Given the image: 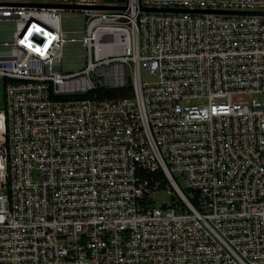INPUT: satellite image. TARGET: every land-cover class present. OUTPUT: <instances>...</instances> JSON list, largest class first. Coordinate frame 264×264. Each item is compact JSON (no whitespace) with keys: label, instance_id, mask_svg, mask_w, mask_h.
Masks as SVG:
<instances>
[{"label":"built area","instance_id":"1","mask_svg":"<svg viewBox=\"0 0 264 264\" xmlns=\"http://www.w3.org/2000/svg\"><path fill=\"white\" fill-rule=\"evenodd\" d=\"M149 9L264 0H0V264H264V15Z\"/></svg>","mask_w":264,"mask_h":264},{"label":"rangeland","instance_id":"2","mask_svg":"<svg viewBox=\"0 0 264 264\" xmlns=\"http://www.w3.org/2000/svg\"><path fill=\"white\" fill-rule=\"evenodd\" d=\"M141 77L143 82H151L155 79L145 71H142ZM0 103L1 106L4 107L5 101L3 92H1ZM177 178L180 183V186L183 188L184 192L193 202L197 203L203 201L201 198L196 196L194 192L185 188V183L182 181L180 176H178ZM173 196H175V191H173L170 186H168L167 190L161 191L158 194L153 195V202L155 207H161L162 205L170 204Z\"/></svg>","mask_w":264,"mask_h":264},{"label":"water","instance_id":"3","mask_svg":"<svg viewBox=\"0 0 264 264\" xmlns=\"http://www.w3.org/2000/svg\"><path fill=\"white\" fill-rule=\"evenodd\" d=\"M99 9H109V8H99ZM149 11L155 12H174V13H181V12H193V13H212V14H233V15H254V14H263L264 12H223V11H191V10H166V9H149Z\"/></svg>","mask_w":264,"mask_h":264},{"label":"trees","instance_id":"4","mask_svg":"<svg viewBox=\"0 0 264 264\" xmlns=\"http://www.w3.org/2000/svg\"><path fill=\"white\" fill-rule=\"evenodd\" d=\"M96 95L99 98H111L113 96H116L117 93H115V91H110V90H100L96 93L88 94V95H86V97H95ZM160 176H162V175H160Z\"/></svg>","mask_w":264,"mask_h":264}]
</instances>
